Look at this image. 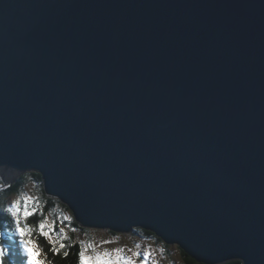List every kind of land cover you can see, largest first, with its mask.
<instances>
[{
    "label": "water",
    "instance_id": "obj_1",
    "mask_svg": "<svg viewBox=\"0 0 264 264\" xmlns=\"http://www.w3.org/2000/svg\"><path fill=\"white\" fill-rule=\"evenodd\" d=\"M0 168L81 226L264 264V0H0Z\"/></svg>",
    "mask_w": 264,
    "mask_h": 264
},
{
    "label": "trees",
    "instance_id": "obj_2",
    "mask_svg": "<svg viewBox=\"0 0 264 264\" xmlns=\"http://www.w3.org/2000/svg\"><path fill=\"white\" fill-rule=\"evenodd\" d=\"M26 183H33L35 185L36 192V207L34 206L35 212L33 215L27 217L25 220L29 225L34 227L35 235H36V244L39 246L42 252H44L47 256L52 258V262L55 264H77L79 250L81 249L80 242H74V237L76 233L81 234L84 231L92 230L90 228H82L76 222L74 215L70 208L62 203L60 199L56 197H49L46 195L43 187V179L41 174L35 171H27L24 172L16 178L13 183L8 185H1L0 183V244L3 242H7L12 237H15V220L11 216V214L7 211L9 207V199L14 195H19L21 191L24 189ZM21 202V201H20ZM68 211L71 214V218L64 220L62 216V212ZM47 212H51L52 222L55 225L56 231H58L57 223L65 225L69 229V235L67 238L63 240V244L65 248L61 249L57 254L52 251L53 246L48 242L46 236L41 235V231L38 228V225L43 222ZM22 223V220H21ZM40 231V233L38 232ZM142 231L143 235L146 236H154L149 230H142L136 228L133 232ZM109 233H112L109 231ZM34 235V234H33ZM56 235V234H55ZM167 247V246H165ZM11 253L8 257V264H12V258H20V249H17L13 244L10 246ZM67 251L68 255L65 256L64 252ZM180 254L182 255L186 264H204L198 262L189 254H187L182 249L180 250ZM224 264H241L240 261H230Z\"/></svg>",
    "mask_w": 264,
    "mask_h": 264
},
{
    "label": "rangeland",
    "instance_id": "obj_3",
    "mask_svg": "<svg viewBox=\"0 0 264 264\" xmlns=\"http://www.w3.org/2000/svg\"><path fill=\"white\" fill-rule=\"evenodd\" d=\"M4 170L5 171L2 170V182H5L6 184L13 183L18 176H12V172L8 171L11 170L9 168H6ZM35 189L36 188L33 183H26L24 189L19 195H14L10 197L9 207L11 206L13 201L17 200L21 201L22 207L25 197L30 198V208H34V206L36 207L37 202ZM51 214V212H47L43 220L46 225L51 226V231L49 234L52 237H56V235H62L63 237H67L69 235V229L65 225L63 226V224L57 223V227L59 230L56 231L55 225L52 222ZM60 217H62L64 220L68 218L70 219L71 214L68 211H65L62 212V216L60 215ZM78 233L79 232L76 233L75 237H77L78 240L84 242L83 245H91V247L87 248L88 255H95L96 253H103L104 251L112 252L113 249L120 248L123 249V254L126 256H132L133 252H140L141 256L139 258H134L136 259V264H139V261L143 259V252L147 250L150 253V256L146 264H186L182 255L180 254L179 249L177 248V244L169 245V248L166 251V249L163 248L162 244L156 241L154 238L144 237L136 233L111 234L108 230L104 229H92L89 231H84L81 234ZM47 239L49 240L48 237ZM105 241H107L108 243H105ZM56 244H58V242ZM137 245H139V248H137ZM34 260L38 264L37 256L34 257Z\"/></svg>",
    "mask_w": 264,
    "mask_h": 264
},
{
    "label": "snow or ice",
    "instance_id": "obj_4",
    "mask_svg": "<svg viewBox=\"0 0 264 264\" xmlns=\"http://www.w3.org/2000/svg\"><path fill=\"white\" fill-rule=\"evenodd\" d=\"M30 198L25 197L23 201V206L21 207V202L19 200L13 201L10 207L7 208V211L15 220V235L19 238V248L22 251L23 259L22 264H34L33 261V251L30 249L35 248L37 252H40L41 249L34 244V242L29 238L32 232V229L29 228L26 224L21 225L22 218H27L34 214L35 209L29 207ZM41 230V235H44L49 238L53 244L52 251L59 253L61 249L65 248L63 243H60L59 248L55 247L56 243L66 238L62 235H57L52 237L49 233L51 231V226L46 225L44 222H41L39 225ZM47 229V230H46ZM105 243H108L105 241ZM91 245H82L79 251V264H136V259L141 256L140 252H133L132 256H126L123 254V249L117 248L113 249L112 252L104 251L103 253H96L95 255H88L87 248ZM139 248V245H137ZM11 253V249L5 247L3 244H0V264H8V257ZM64 255L67 256L68 252L65 251ZM150 253L145 250L143 252V259L139 261V264H146ZM38 264H44V257H38ZM243 264H246L243 260Z\"/></svg>",
    "mask_w": 264,
    "mask_h": 264
}]
</instances>
